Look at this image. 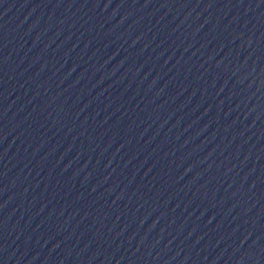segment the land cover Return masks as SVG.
I'll use <instances>...</instances> for the list:
<instances>
[{
  "label": "water",
  "instance_id": "obj_1",
  "mask_svg": "<svg viewBox=\"0 0 264 264\" xmlns=\"http://www.w3.org/2000/svg\"><path fill=\"white\" fill-rule=\"evenodd\" d=\"M0 264H264V0H0Z\"/></svg>",
  "mask_w": 264,
  "mask_h": 264
}]
</instances>
